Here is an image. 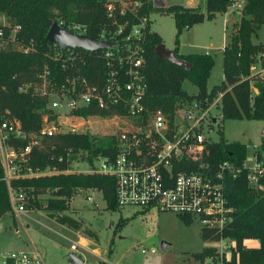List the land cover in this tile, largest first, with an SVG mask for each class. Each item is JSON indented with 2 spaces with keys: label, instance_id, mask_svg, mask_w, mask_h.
<instances>
[{
  "label": "built area",
  "instance_id": "1",
  "mask_svg": "<svg viewBox=\"0 0 264 264\" xmlns=\"http://www.w3.org/2000/svg\"><path fill=\"white\" fill-rule=\"evenodd\" d=\"M150 2L155 7H160V3L165 6L164 0ZM141 4L139 0L107 1L105 13L109 24L99 29L95 36L88 34V26L84 23L62 18L53 21L74 34L87 35L112 45L89 51L68 46L61 49L50 42L51 50L45 56L59 62L71 73L59 85L52 81L47 64L38 73L40 83L36 91L46 99L48 110L42 116L40 135L85 133L83 126L90 118L110 117L120 121V129L112 134L116 140L114 156L109 158L98 154L85 170L113 177L118 208L172 212L199 220L201 228L222 234L236 213V207L228 196L227 179L244 176L247 187L261 192L264 197V143H247L245 157L239 165L230 160L216 164L208 160V145L213 141L207 134L217 121L211 112L221 99V92L215 101L208 97L180 99L170 114L147 107L144 102L147 83L142 41L150 13L138 15ZM231 5L243 8L239 0H233ZM127 13L138 21L130 23L127 18L121 22ZM18 29L19 25H14L7 39L0 29V44L10 41L19 50H32V46H23L15 41ZM205 54H209L208 51ZM91 56L102 63L95 83L89 82L81 70ZM246 78L253 90L251 96H254L256 83L264 85V49L252 56ZM18 90L24 91L25 87L20 86ZM91 106L110 114L78 112ZM61 117L66 120L61 121ZM24 137L26 134L16 118L0 115V162L5 172L11 208L16 213L24 211L28 199L22 189L10 186L12 178L75 171L72 166L62 171L49 166L44 169L27 167L26 154L38 140L32 138L29 145L19 150L8 142L10 138ZM87 198L92 200L90 195ZM206 242L212 251L202 259H194L196 264L239 263L235 239L221 235L218 240ZM243 243L249 246L246 240ZM78 247L79 243H71L70 254L76 255ZM233 254L235 263L232 262ZM0 264L46 263L38 251L21 250L1 252ZM66 264L74 262L68 257Z\"/></svg>",
  "mask_w": 264,
  "mask_h": 264
},
{
  "label": "trees",
  "instance_id": "2",
  "mask_svg": "<svg viewBox=\"0 0 264 264\" xmlns=\"http://www.w3.org/2000/svg\"><path fill=\"white\" fill-rule=\"evenodd\" d=\"M133 1V0H132ZM141 6L138 15L153 12H164L171 15L175 26L174 53L188 63V67L170 63L154 53V48L163 42L162 37L151 29L149 21L144 33L146 94L144 102L152 110H161L167 114L180 99L191 100L197 97H208L211 101L221 92V113L223 119L264 120V85L256 83L257 93L251 96L250 81L247 77L252 56L263 48L262 44L252 42L254 26L264 24V0H245L238 21L237 30L231 35L223 49L222 68L224 80L211 89L207 87V79L214 65L211 54L193 52L180 54L178 44L184 30L202 23L205 18L213 19L216 13H223L233 0H205V11L200 6L186 7L172 4L155 7L150 0H139ZM107 0H0V13L10 22L0 24L5 39L14 25H19L15 33V41L23 46H32L27 52L16 48V44L8 41L0 44V115L16 118L26 134L24 138H10L9 144L16 150L29 145L32 138L38 140L26 154V166L31 169L53 167L60 171L71 167L72 160L80 151H86L87 161L101 154L112 158L116 150L113 135L99 137L90 133H58L52 136L40 135L42 116L47 112V101L37 91L38 73L45 64L50 68V77L57 85L63 83L71 70L62 68L45 56L51 50V43L46 33L57 18L75 21L88 26V34L96 32L109 24L105 13ZM130 23L138 20L127 13L123 20ZM101 60L91 56L82 67V73L89 82L95 83L101 70ZM190 82L197 88L196 94H189L183 83ZM24 86V91L18 87ZM83 114H102L94 107L78 111ZM208 160L216 164L230 160L241 164L246 154V144L238 141L227 142L220 138L218 142L208 145ZM61 158V159H60ZM227 191L231 203L236 207L233 222L226 226L222 234L207 228H201L204 241L218 240L221 235L229 236L236 241L238 264H264V197L247 187L244 176L227 179ZM10 186L22 189L27 196L29 207L44 208L49 212H62L68 209V202L78 190L93 189L101 192L105 207L116 210L114 179L110 175H101L86 171L56 172L31 177H17L10 180ZM49 190L51 196L43 205L36 196ZM11 211L8 185L5 172L0 162V217ZM185 224L192 220L178 215ZM62 223L73 229L80 228L74 219L62 215ZM123 222L121 219L118 226ZM254 239L259 246H246L243 242ZM211 249H202L193 253L194 259H202L211 253ZM235 263V254L232 256Z\"/></svg>",
  "mask_w": 264,
  "mask_h": 264
},
{
  "label": "rangeland",
  "instance_id": "3",
  "mask_svg": "<svg viewBox=\"0 0 264 264\" xmlns=\"http://www.w3.org/2000/svg\"><path fill=\"white\" fill-rule=\"evenodd\" d=\"M200 2L206 13L204 0ZM241 10L229 5L225 12L216 13L213 19L205 18L202 23L191 30H184L180 35L178 48L181 53L209 50L213 57L214 65L207 79L209 88L224 80L221 46L236 32ZM151 19L153 29L162 37V43L167 49H173L176 30L171 15L153 12ZM9 23L0 13V24ZM251 38L253 43L262 44L264 49V24L254 26ZM183 88L190 94L197 91L188 81L183 83ZM211 113L217 118L211 130H208L207 136L211 141L218 142L221 137L227 142L259 143L264 140V120L223 119L220 99ZM60 120L66 119L61 117ZM120 126V121L110 117L90 118L84 124L83 131L102 137L112 135ZM86 157V151L77 153L71 162L72 169L87 170L90 163ZM88 195L92 196V200H88ZM50 196L51 192L46 190L36 198L45 205ZM62 215L77 221L80 228L75 230L62 223L59 219ZM121 219L123 222L118 226ZM80 238L88 249L81 245ZM73 242L79 243L75 254L84 259V264H196L193 253L211 248L201 237L199 220L185 224L172 212L154 209L143 212L137 207L108 210L102 194L91 189L78 190L69 200L68 209L62 212H49L27 205L21 213L11 208L10 212L0 217V252L36 250L46 264H66Z\"/></svg>",
  "mask_w": 264,
  "mask_h": 264
},
{
  "label": "water",
  "instance_id": "4",
  "mask_svg": "<svg viewBox=\"0 0 264 264\" xmlns=\"http://www.w3.org/2000/svg\"><path fill=\"white\" fill-rule=\"evenodd\" d=\"M158 6L163 7L160 3ZM46 39L49 42L56 43L61 49L68 47H79L85 50L93 51L100 48H108L112 45L111 42L96 40L87 35L74 34L65 28L60 27L57 22H53L46 33ZM154 53L170 63H175L184 67H188V63L179 58L173 49H167L163 43L158 44L154 48ZM74 264H83L84 259L77 255L69 254Z\"/></svg>",
  "mask_w": 264,
  "mask_h": 264
},
{
  "label": "crops",
  "instance_id": "5",
  "mask_svg": "<svg viewBox=\"0 0 264 264\" xmlns=\"http://www.w3.org/2000/svg\"><path fill=\"white\" fill-rule=\"evenodd\" d=\"M167 0H164V2H165V6H167V5H172V4H180V5H183V6H186V7H196V6H200L201 7V0H182V1H180V2H173V3H171V4H167V2H166ZM204 2H205V0H204ZM244 2H245V0H241V3H242V5L244 4ZM151 14L152 13H150V21H151V29L152 30H154L153 29V24H152V19H151ZM239 21V20H238ZM237 21V22H238ZM197 25V24H196ZM195 26V25H194ZM194 26H192L190 29H188V30H191V29H193V27ZM155 31V30H154ZM159 34V33H158ZM229 40V39H228ZM228 43V41L226 42L225 41V43L221 46V49H222V52H223V49H224V47H225V45ZM206 51H208V53L210 54V52H209V50H205L203 53H205ZM179 53L180 54H187V53H181L180 51H179ZM189 53H193V52H189ZM208 89H211V88H209L208 87ZM258 91V90H257ZM197 92V91H196ZM196 92L195 93H191V94H196ZM190 94V93H189ZM262 135H264V130L262 131ZM238 142H240V141H238ZM241 143H244V142H241ZM259 143H264V140H262L261 142H259ZM245 144H247V143H245ZM96 191V190H95ZM101 193V192H100ZM82 239L80 238V243H81V245L84 247V248H86V249H88L86 246H85V244H82V241H81ZM84 243V242H83ZM246 243H247V245H249V246H251V247H257V246H259V242L257 241V240H254V239H248V240H246ZM97 250V249H96ZM96 250H93V251H96ZM2 252V251H1ZM0 252V253H1ZM79 256V255H78ZM80 257V256H79ZM84 264V263H83Z\"/></svg>",
  "mask_w": 264,
  "mask_h": 264
}]
</instances>
